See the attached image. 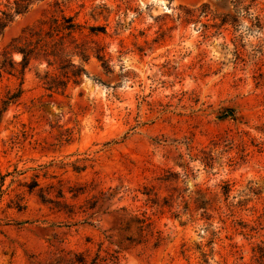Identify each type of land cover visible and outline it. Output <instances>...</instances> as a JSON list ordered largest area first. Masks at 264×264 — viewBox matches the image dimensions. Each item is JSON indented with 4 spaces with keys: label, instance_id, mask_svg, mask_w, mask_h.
<instances>
[{
    "label": "rangeland",
    "instance_id": "374dc122",
    "mask_svg": "<svg viewBox=\"0 0 264 264\" xmlns=\"http://www.w3.org/2000/svg\"><path fill=\"white\" fill-rule=\"evenodd\" d=\"M60 11L81 26L85 74L50 94L32 61L0 118V264H251L264 0H41L0 53ZM17 84L4 74L0 97Z\"/></svg>",
    "mask_w": 264,
    "mask_h": 264
},
{
    "label": "trees",
    "instance_id": "16d2710c",
    "mask_svg": "<svg viewBox=\"0 0 264 264\" xmlns=\"http://www.w3.org/2000/svg\"><path fill=\"white\" fill-rule=\"evenodd\" d=\"M38 1L41 0H0V37L16 16L27 13ZM80 29L81 26L75 22L74 17L60 11L25 28L18 37L10 40L0 53V83L3 75L7 74L18 81V84L13 90L7 89L0 97V118L21 97L23 73L32 61L45 64L42 85L50 94L64 93L70 83H80L85 74L81 62L88 58L87 48L74 38ZM95 30L90 28L91 32ZM15 54L20 56L18 62L13 59ZM75 56L80 63H73L72 58ZM95 56L102 64H107L100 51ZM241 259L240 257L239 260ZM250 261L251 264H264V242L252 248ZM81 262L86 264L85 260Z\"/></svg>",
    "mask_w": 264,
    "mask_h": 264
}]
</instances>
